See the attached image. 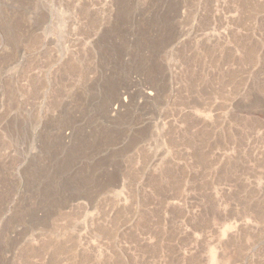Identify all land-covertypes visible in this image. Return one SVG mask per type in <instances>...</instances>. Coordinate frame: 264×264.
Listing matches in <instances>:
<instances>
[{
  "label": "rangeland",
  "instance_id": "rangeland-1",
  "mask_svg": "<svg viewBox=\"0 0 264 264\" xmlns=\"http://www.w3.org/2000/svg\"><path fill=\"white\" fill-rule=\"evenodd\" d=\"M0 264H264V0H0Z\"/></svg>",
  "mask_w": 264,
  "mask_h": 264
}]
</instances>
